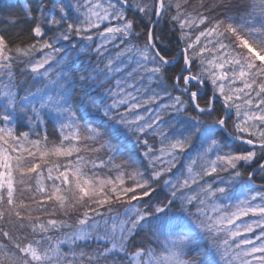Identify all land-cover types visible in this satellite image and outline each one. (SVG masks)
<instances>
[{
	"label": "snow or ice",
	"instance_id": "obj_1",
	"mask_svg": "<svg viewBox=\"0 0 264 264\" xmlns=\"http://www.w3.org/2000/svg\"><path fill=\"white\" fill-rule=\"evenodd\" d=\"M0 264H264V0H0Z\"/></svg>",
	"mask_w": 264,
	"mask_h": 264
},
{
	"label": "trees",
	"instance_id": "obj_2",
	"mask_svg": "<svg viewBox=\"0 0 264 264\" xmlns=\"http://www.w3.org/2000/svg\"><path fill=\"white\" fill-rule=\"evenodd\" d=\"M193 2H194V3H197V2H198V0H193Z\"/></svg>",
	"mask_w": 264,
	"mask_h": 264
}]
</instances>
